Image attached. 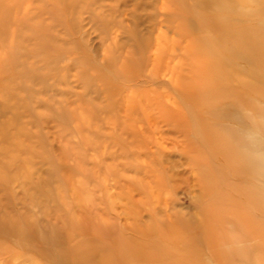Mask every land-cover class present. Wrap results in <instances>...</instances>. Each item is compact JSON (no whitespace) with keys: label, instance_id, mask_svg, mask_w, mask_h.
Segmentation results:
<instances>
[{"label":"rangeland","instance_id":"1","mask_svg":"<svg viewBox=\"0 0 264 264\" xmlns=\"http://www.w3.org/2000/svg\"><path fill=\"white\" fill-rule=\"evenodd\" d=\"M203 1L0 0V264H264L261 178L248 241L232 209L223 219L204 209L181 148L156 134L177 136L151 98L170 101L165 84L184 57L171 50L193 37L186 21L212 25L219 5ZM212 33L206 42H223ZM133 107L150 149L122 128ZM148 163L174 180L139 170Z\"/></svg>","mask_w":264,"mask_h":264},{"label":"bare ground","instance_id":"2","mask_svg":"<svg viewBox=\"0 0 264 264\" xmlns=\"http://www.w3.org/2000/svg\"><path fill=\"white\" fill-rule=\"evenodd\" d=\"M214 1L219 5L216 8L218 11H215L214 17L206 16L205 21L212 25L205 24L204 27L195 19L194 22L187 20L185 24L192 28L190 35L193 34V37L189 36L185 46L177 42L171 50L173 54L183 53L184 57L173 64L171 80L168 84L164 83L173 95L168 94L169 103L159 101L160 98L165 100L166 96L162 93H153L155 98H151L157 103V109L164 113L158 118L171 122L165 127L174 128L177 136L164 138L161 132L156 134L160 141L167 138L172 147L177 143L181 148L179 152L185 161L183 165L190 167L205 198L204 209H218L221 219L232 209L229 225L240 227V223H246L249 227L255 215L251 211L246 212L245 208L253 206L255 196L259 195L251 182L261 178L264 183V0H204V7L210 8ZM234 1L241 5L252 2L251 9L256 10L235 13L232 10ZM172 17L170 12L163 21H171ZM184 28L186 26L177 27L178 37L185 36L182 34L186 30ZM205 32L216 33L217 37L222 35L223 42L217 46L206 42L208 37L204 39ZM227 43L231 45L230 49H227ZM164 84L158 82L153 85L165 87ZM142 93L148 95L150 92ZM129 103L134 104L132 99ZM124 117L122 128L125 134L138 142L139 147L150 149L144 142L150 131L144 128L135 108L126 110ZM155 124L151 129L153 132L159 128ZM151 144L149 147L156 145ZM158 152H162L161 149H157L155 155L159 159L162 154ZM257 153L259 158L254 155ZM155 156L150 161L153 164L155 161L154 165L158 166L156 161L159 160ZM147 158H150V153ZM173 162L168 169L177 167ZM160 166L159 163L158 170H154L148 163L139 165V170L153 172L160 182L169 184L174 175L167 174ZM245 187L251 188V193H245ZM260 190L264 198V189ZM259 212L264 213V206ZM247 230L245 238L251 241L254 229L250 226Z\"/></svg>","mask_w":264,"mask_h":264},{"label":"clouds","instance_id":"3","mask_svg":"<svg viewBox=\"0 0 264 264\" xmlns=\"http://www.w3.org/2000/svg\"><path fill=\"white\" fill-rule=\"evenodd\" d=\"M254 155H255L257 158H259V157H260V154H258V153H257V154H254Z\"/></svg>","mask_w":264,"mask_h":264}]
</instances>
